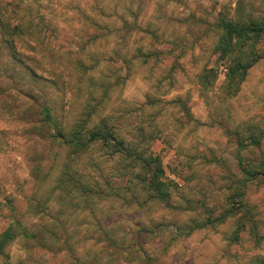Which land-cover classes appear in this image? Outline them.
<instances>
[{"label": "rangeland", "instance_id": "rangeland-1", "mask_svg": "<svg viewBox=\"0 0 264 264\" xmlns=\"http://www.w3.org/2000/svg\"><path fill=\"white\" fill-rule=\"evenodd\" d=\"M221 19L264 21V0H0V233L25 232L0 264H264V34L232 84ZM41 106L83 142L106 118L167 198L116 147L59 143Z\"/></svg>", "mask_w": 264, "mask_h": 264}, {"label": "trees", "instance_id": "trees-1", "mask_svg": "<svg viewBox=\"0 0 264 264\" xmlns=\"http://www.w3.org/2000/svg\"><path fill=\"white\" fill-rule=\"evenodd\" d=\"M219 24L223 31L221 38H219L217 42V49L221 51L219 59L222 60L226 59V57H230L231 60V56L233 54H242L241 60L234 61V63L229 61L225 65L227 69V81L232 83L235 79H238V81L233 82L238 85L240 81L245 78L247 71L252 68L260 58V55L255 52V42L257 40V37H259L261 34H264V21L241 24L221 19ZM7 32L8 30L6 29V27L0 22V34L7 35ZM2 41L10 44V40L3 39ZM11 54L14 57L20 56L15 50L14 45H11ZM25 69L32 75V78H37V75L33 69H30L27 66H25ZM99 106V100L96 105L90 106V108H87L86 106L85 111L87 112V115H89V113L93 114V112H95V110L98 109ZM41 108L44 113L46 123L52 126L54 139H56L59 143L63 145H71L74 147V149H78L82 148L89 142L98 140V144L100 146H105L108 144L116 147L118 152H124L125 155L129 154L130 157L134 158L136 161H140V163L143 164L145 172L148 173L147 179L144 180V188L152 193L151 197L153 199L159 200H165L167 198V192L164 188L165 184H163L161 181V177L163 176L164 172L162 167L156 162V158H142L139 155H132V153H129V151L126 149L124 141L119 140L114 131L106 129V118H101V120L99 121L101 127H95V129L93 127V129L87 134L89 138L86 142H83V135H81L82 132H80L79 130H75L76 127L81 126V123H76L75 127L72 126L71 128H69V132L65 135L62 122L58 121L57 123H55L52 115L49 112V109L42 106ZM86 118L88 119V116ZM247 141H249V146L253 145L258 147L261 144V139H259L258 137L256 138L252 135H249L247 137ZM243 169L247 174L250 175V178H254V176L256 177L259 174L256 171H249L248 168ZM260 174L262 177H264V172ZM19 234L25 236L24 229L21 226L20 222H16L14 220L7 229L0 233V254L2 247H4L5 244L7 245L11 241H13Z\"/></svg>", "mask_w": 264, "mask_h": 264}, {"label": "crops", "instance_id": "crops-1", "mask_svg": "<svg viewBox=\"0 0 264 264\" xmlns=\"http://www.w3.org/2000/svg\"><path fill=\"white\" fill-rule=\"evenodd\" d=\"M6 229V228H5Z\"/></svg>", "mask_w": 264, "mask_h": 264}]
</instances>
